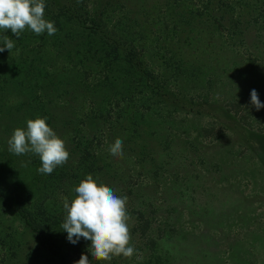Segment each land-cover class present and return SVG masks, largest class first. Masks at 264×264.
<instances>
[{
    "label": "rangeland",
    "instance_id": "1",
    "mask_svg": "<svg viewBox=\"0 0 264 264\" xmlns=\"http://www.w3.org/2000/svg\"><path fill=\"white\" fill-rule=\"evenodd\" d=\"M173 1L148 0L147 3L157 5L154 12L164 13L162 15L159 12L157 15L160 18L156 21H159L162 28H166L167 31L171 29L170 18L174 16L177 19L176 32L182 35V39L177 37L171 41L166 39L162 33L158 35L157 31L160 25L155 21L145 32L146 39L142 37V32L134 34L137 36V40L133 42L136 47L134 52L138 61L142 62L140 67L153 78L149 83L152 85L168 79L171 73L169 69L173 66L170 55L175 54V50L180 53V57L184 54V51L177 46L178 42L186 46L185 56L188 57H185L187 61L184 62V66L193 69L194 65L196 67L194 72H199L198 65L209 63L208 66H210L212 65L210 62L221 63L224 64L226 73L222 72V75L218 76L203 70L206 72L194 75L191 70L190 80L187 79L183 85H175L172 81V84L166 82L162 87L163 90H166V93H173L169 104L178 107L169 116V119L173 118L170 126L163 123V120L166 121L167 118L163 113L173 111L175 106L168 107L167 111L166 108H160L161 105L149 104V102H145V104L151 105V109L138 107L139 110L136 114L131 111L122 119L128 122L125 130L129 132L123 140L125 142L123 149L130 152L133 158L141 156L145 158L139 162L138 159H134L136 163L131 162L134 168L138 163L147 160L146 157L149 154L145 153H150L152 148H162L158 145L157 140H152L154 137L152 132L159 134L162 130L166 131L167 127L168 132L173 136V141L168 138L170 142L169 144L165 143L164 152L169 149V159L173 157L175 160L180 156L187 171L177 193L170 194L171 197L178 200L176 201L178 203L174 204L175 201L167 200L169 198L165 193H159L163 190V184L156 181L158 172L149 171V176H146L130 169L126 171L125 168L106 171L120 176L112 181L122 180L127 185V187L122 186L124 187L121 192L123 196H127L126 189L129 187L136 189L137 185H140L139 190H143L146 189L143 184H152L154 190L158 192L157 194L147 195L148 192H146L145 195L140 193L139 196L151 199L153 208L163 206L162 210L172 212L170 220L166 218L160 220L154 216L147 228L151 233L148 235L145 233L146 236L145 231L138 233L140 227H137V230L131 235L130 243L135 248V254L131 258H124L121 255L113 257L108 262H99L88 253L89 242H82L79 252L69 253L68 250L69 264H75L82 254L88 256L89 264H264V140L255 141L258 145L257 149L261 150L260 155L254 153L252 149H249L248 144H245L249 131L256 130L264 133V108L257 111L250 103V92L255 89L260 102L264 104V58L258 56L259 52L255 53L257 51L254 49L255 42L257 41H254L248 50H246L248 44L245 43V32L252 28L248 26L252 18L249 14L252 11H257L259 14V11L264 8V0H250L249 9L245 8V4H240L242 1L245 2L244 0H229L232 2H229L231 7H227L223 15L216 7L210 8L214 5L206 6V0H176L175 6L171 7ZM217 1L214 0V3ZM234 1L237 3L234 4ZM177 2L185 3L183 4L184 8L183 6L176 8ZM209 9L215 20H211ZM118 12L120 14V11ZM203 13L206 15L203 16ZM121 14L123 15V13ZM191 14H193L192 17ZM261 14L262 18L254 23L255 28L260 31L264 28V14L262 12ZM111 17L108 21L113 23L116 16ZM187 17L197 21L195 26H192V19L190 23ZM109 22H107L106 28L109 31L113 30L112 36L121 35L119 32H115L116 28H110ZM184 22H186L185 25ZM214 24L218 25L215 27L216 29L210 26H214ZM191 26L192 29H190ZM212 29L213 31H210ZM9 33L10 30L0 33V35L9 36ZM261 33L259 46H262L264 31ZM262 48L261 51H264ZM212 52L218 58L210 56ZM203 54L208 59L203 60ZM72 63L71 60L61 62L55 59L57 70L62 67L63 72L69 73L67 75L68 82L73 80L74 73L70 71ZM197 63L199 64L197 65ZM163 65H166L167 70ZM77 72L80 73V70L78 69ZM77 77L82 79V76L78 75ZM59 83L60 80L55 85V96L61 94L63 90ZM180 88H182L181 92ZM52 93L51 91H38L39 97L37 96L34 104L27 108L20 106V111L34 113L30 119H35L37 116L46 117L48 123L53 120L54 116L57 117V120H60L62 116L69 118L72 116L71 111L77 115L76 111L79 110V107L69 108L68 103L63 99L74 95L71 90L67 96L55 98L56 107L53 109L48 105L49 98L47 97ZM180 94H185L186 98H181ZM137 97H142V95H137ZM190 99L192 103L185 102ZM75 101L69 106H76ZM88 101L85 98L82 102L81 112L85 114L89 113L92 108ZM193 104L201 105L198 106L203 107L201 111H210L209 115L199 118L191 114V116L189 114L185 116ZM36 108L39 110H35ZM45 112L47 115L42 116ZM63 112L65 115L62 114ZM48 115L51 116L47 117ZM83 118L78 121L77 128L87 132L88 129L81 122ZM186 119L191 120L187 122ZM14 120L18 121L20 117L17 116ZM24 125L25 123L15 125V128L24 127ZM68 131L69 129L63 130L67 133L66 141L73 136L72 132L70 134ZM114 141L115 139L107 141L102 138H97L94 141L99 145L96 147L101 150L98 154L101 163H103V156L110 155L108 148ZM5 143L0 159L11 161L9 164L4 163L8 168H19L18 156L10 153L7 141ZM103 151L107 153L105 154ZM29 157L33 159L32 154H29ZM53 184H48L51 187L48 186L50 190L45 193L48 197L51 196L50 200L55 201L56 194L58 196L61 189ZM188 198L195 199V201L191 204L188 202ZM187 204L192 209L191 213H188L189 206L186 207ZM50 206L52 209V205ZM199 206H202L203 209L200 210ZM6 221H9L12 229L16 228L15 223H11L10 216L0 211V222L4 224L2 232L9 231ZM162 222H164V226L160 236L155 231ZM140 224L142 222L138 223V225ZM18 234L17 237L23 236L21 229ZM66 234V232H62L63 241L61 242H65V245L60 246L63 247L64 252H67L64 250L65 247L70 246L66 241ZM20 241L24 247L18 252L17 261L12 260L13 262L11 261L10 264H51L42 256L46 254L39 249L26 256L29 251H32V246L28 239L20 237ZM58 242L60 241L57 240ZM58 253L60 252L58 251ZM4 255L5 250L0 248V259Z\"/></svg>",
    "mask_w": 264,
    "mask_h": 264
},
{
    "label": "trees",
    "instance_id": "2",
    "mask_svg": "<svg viewBox=\"0 0 264 264\" xmlns=\"http://www.w3.org/2000/svg\"><path fill=\"white\" fill-rule=\"evenodd\" d=\"M147 1L45 0V19L54 22V26L57 29L54 35L49 36L44 33L37 36L31 31L25 30L17 39L11 32L9 33L8 37L14 40L15 47L10 52L8 50L0 52V155L15 125H22L27 119L33 117L34 113L20 111V106L27 108L34 104L39 97L37 95L38 91H51L52 93L55 91V85L60 80L59 86H62L63 90L58 96H55L56 91L47 95L49 98L48 105L52 109L55 108V98L67 96L71 90L74 95L68 99H63L68 103L69 108L79 107V110L76 111L77 115L71 111L72 116H69V118L62 116L60 120H57V117L54 116L49 123L46 121L48 126L65 141L67 150L70 153L68 162L63 166L57 167L50 175L38 173L37 169L41 166V162L39 157L33 154V159H31L32 157H29L31 153L17 157L19 168H8L4 163L9 164L11 161L0 159V211L7 213L10 216L11 223L16 225V228L12 229L9 221H6V227L9 231L2 232L4 224L0 222V248L5 250L6 255L1 257L0 264H10L12 260L17 261L18 252L24 247L20 237L28 239L32 246V251H29L26 256L39 249L46 254L42 256L51 264H69V253L79 252L82 242L88 241L81 238L73 245L66 238L67 243L70 244L64 249L67 252H64L63 247H60L65 245V242H61L63 241V231L60 227L65 214L63 197H68L71 200L75 195L72 191L73 188L86 175H92L97 183L112 187L117 191L118 195L123 196L121 192L127 185L122 180L112 181V179L120 176L107 173L106 171L116 170L117 168L123 170L125 168L124 170L126 171L130 169L146 176H149V171L158 172L156 181L163 184V190L159 193H165L167 198H169L167 200L175 201L174 204L178 203L176 202L178 200L171 197L170 194L177 193L187 175V171L180 156H176L177 159L175 160L173 157L169 159V149L164 152L166 149L165 143L169 144L170 142L168 138L173 141V136L170 135L167 127L166 131L162 130L159 134L158 132H152L154 136L152 140H157L158 145L162 148H152L150 153H145L146 155L149 154L146 157L147 160L138 163L135 168L131 162L136 163L134 159H138V162L145 159L143 156L133 158L130 152L123 149L124 154L122 157L103 156V163H101L98 158L101 150L96 147L99 146L98 143H94L97 138L106 139L107 141L121 138L123 141L129 133L128 130H125L128 122L122 119L123 116L131 111L136 114L140 107L151 109V105H146L145 102L159 104L162 106L160 108H166L167 111L168 107L173 108L175 105L169 104V99L173 96L171 95L173 93H166V90L162 88L166 82L183 85L189 79L191 70H193L194 75H199V73L206 71L218 76L222 75V72L226 73L224 64L221 63L210 62L212 64L210 66H208L209 63H203L202 66L197 63L199 72H194L196 69L194 65L193 69L184 66V62L187 61L185 57H188L185 56L186 46L178 42L177 46L184 51L183 56L180 57V53L175 50V54L170 55V61H172L173 66L169 67L171 73L168 79L151 85L149 81H152V76L140 67L142 62L138 61L134 52L136 47H134L133 42L137 40V36H134V34L142 32V37L146 39L145 32L150 28L152 22L155 21L160 25V27L158 26L159 32L156 30L158 35L162 33L166 39L171 41L177 37L180 39L182 35L176 32L178 22L174 16L170 18V31L162 28V24L156 21L160 18L157 14L161 11L154 12L157 5L155 7L150 5L149 2L147 3ZM175 1H173L172 5L170 4L171 7L175 6ZM244 1L240 4H245V8L249 9L250 0ZM229 2V0H218L214 3V0H206V6L214 5L210 6V8L216 7L223 15L225 9L231 7ZM235 3L237 1H234ZM183 4L185 3L177 2L176 8H181L182 6L184 8L185 5ZM118 11H120V14L123 13V15L121 14V16ZM260 11L264 14V8ZM260 11L259 14L257 11L248 13L252 17L250 19L252 25L250 23L248 26L252 28L247 29L245 32V43L246 45L248 44V46H245L246 50H248L249 46L254 41H257L255 42L254 49L257 50L255 53L259 52L258 56L264 58V51H261V48L264 47V36L262 46H259L260 43H258L260 42L259 37L262 36L261 31H264V28L260 31L254 26V23H257L263 16ZM208 12L211 20H215L214 16L211 15L210 9ZM161 14L163 15L164 13L161 12ZM193 14H191V17ZM113 15L116 16V20L111 23L108 19H111ZM204 15L206 13H203ZM187 18L191 23L192 18ZM210 18L209 21H211ZM107 22L111 24L110 28H116L115 32H119L121 35L112 36L113 30H107ZM196 23L197 21L192 19V26ZM185 24L186 22H184ZM192 26L190 29L193 28ZM210 26L216 29L215 27L218 25ZM210 31H213V29ZM214 54L212 52L210 56L217 57ZM55 59L61 62L65 60L73 62L70 68L71 73L72 71L74 73L72 82L67 81L69 73L63 72L61 70L62 67L57 70L58 66L55 64ZM206 59L208 57L203 54V60ZM224 61L227 62V60ZM165 66L163 65L164 69L167 70ZM78 69L80 73L77 72ZM201 70L206 71L202 72ZM78 75L82 76V79L78 78ZM160 83L162 84L160 85ZM179 91L181 92L182 88ZM137 95H142V97H137ZM180 96L181 98H186L185 94H180ZM85 98L89 100L88 102L92 106L87 114L81 112L83 108L82 102H84ZM142 98L145 99L143 100ZM74 100H76V106H69ZM185 102H188V104L192 103L191 99L185 100ZM192 106V108L190 107L187 110L185 116L191 114L199 118L200 116L209 115L210 111H201L203 107H198L201 105L193 104ZM176 109H178L177 105L173 108V111L163 113L167 117L166 121L163 120L166 126L171 125L173 118L170 117L169 119V116ZM35 110L39 109L36 108ZM62 114L65 115L64 112ZM45 115H47L46 112L44 115L42 114V116ZM17 116L20 117V120L15 121L14 119ZM50 116L48 115L47 117ZM82 117L84 118L81 122L89 130L87 132L77 128L78 121ZM135 117L137 116L135 115ZM189 120L191 119H186L185 121L188 122ZM64 129H69L68 133L71 134L72 132L73 134L72 138L67 141L65 138L67 133L63 132ZM246 137L245 144H248L249 149H252L254 153L260 155L261 150L257 149L258 145H256L255 141L264 140V133L252 130L247 133ZM124 144L125 142H123ZM170 150H172V147H170ZM103 153L106 154L107 152L103 151ZM135 176L138 177L136 174ZM150 177L153 178V176ZM166 179L169 180L167 181ZM48 184H53L61 189L59 195L57 196L56 194L55 201L50 200L51 196L48 197L45 193V191L50 190L51 186ZM143 185L146 189L139 190L140 185H137L136 189L130 187L126 189L128 197L127 211L131 217V235L134 234L137 227H140L138 233L145 231L144 234H150L151 231L147 228L154 216L160 220L162 218L170 220V215L172 214L169 210H162L161 207L163 206L153 208L151 199L140 198V193L144 195L146 192H148L147 195L158 193L154 190L152 184L145 183ZM161 199L163 200V198ZM194 201L195 199L191 200L188 198L189 203L192 204ZM145 203L146 205H144ZM50 205H52V209ZM188 206L187 204L186 207ZM199 207L200 210L203 209L202 206ZM191 212L192 209L189 206L188 213ZM141 222L142 224L138 225ZM161 225L162 227H160ZM160 226L157 227L155 232L161 236L164 222ZM19 229H21L23 236L17 237ZM56 239L60 242L57 243Z\"/></svg>",
    "mask_w": 264,
    "mask_h": 264
},
{
    "label": "clouds",
    "instance_id": "3",
    "mask_svg": "<svg viewBox=\"0 0 264 264\" xmlns=\"http://www.w3.org/2000/svg\"><path fill=\"white\" fill-rule=\"evenodd\" d=\"M45 0H0V33L10 30L17 39L25 30L37 36L57 31L54 22L45 19ZM0 52H10L15 42L7 35H0ZM19 51V50H17ZM250 103L259 111L264 108L255 89L250 92ZM46 117L27 119L24 127L13 130L7 140L8 151L14 155L33 154L39 157L38 173L50 175L66 164L70 153L65 141L46 123ZM259 123V122H258ZM113 157L123 156V141L116 138L109 146ZM74 197H63L64 218L60 225L67 233V241L75 245L81 238L89 242L88 253L99 262L113 257L131 258L135 248L131 245L127 211L128 197L103 183H97L92 175H86L72 190ZM75 264H89L88 256L81 255Z\"/></svg>",
    "mask_w": 264,
    "mask_h": 264
}]
</instances>
